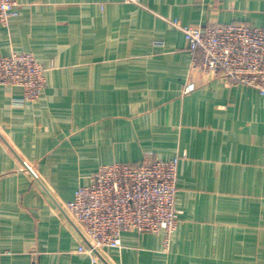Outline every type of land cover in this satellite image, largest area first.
I'll return each mask as SVG.
<instances>
[{"label":"crops","instance_id":"0c3cea01","mask_svg":"<svg viewBox=\"0 0 264 264\" xmlns=\"http://www.w3.org/2000/svg\"><path fill=\"white\" fill-rule=\"evenodd\" d=\"M0 56L34 53L35 101L0 86V264H264V97L192 68L173 24L264 28V0H17ZM196 89L184 93L188 82ZM180 157L167 249L125 231L97 262L67 212L100 166Z\"/></svg>","mask_w":264,"mask_h":264},{"label":"built area","instance_id":"2783aa9c","mask_svg":"<svg viewBox=\"0 0 264 264\" xmlns=\"http://www.w3.org/2000/svg\"><path fill=\"white\" fill-rule=\"evenodd\" d=\"M19 14L17 0H0V24L9 25ZM173 24L184 33L193 69L217 75L227 83L253 87L264 97L263 27L246 23ZM47 70L32 52L0 56V86L22 87L18 103L35 101L44 89ZM195 89V82H188L184 93ZM179 163L178 156L146 157L134 164H104L94 171L89 183L80 185L66 203L67 212L89 241L79 252L97 262L100 250L121 246L125 231L154 233L167 249L180 222L176 205ZM8 252L0 239V261Z\"/></svg>","mask_w":264,"mask_h":264}]
</instances>
